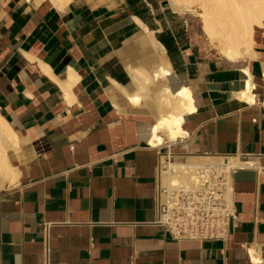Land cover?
<instances>
[{
  "label": "crops",
  "instance_id": "obj_1",
  "mask_svg": "<svg viewBox=\"0 0 264 264\" xmlns=\"http://www.w3.org/2000/svg\"><path fill=\"white\" fill-rule=\"evenodd\" d=\"M134 12L130 0H0V113L30 164L25 183L0 190V264H253L249 249L264 250V102L237 100L244 72L194 42L160 40L172 86L194 85L199 105L177 145L254 164L232 174L228 238L180 239L156 224L160 157L140 132L147 108L118 113L112 99L123 100L112 79L129 86L127 66L154 61Z\"/></svg>",
  "mask_w": 264,
  "mask_h": 264
},
{
  "label": "bare ground",
  "instance_id": "obj_2",
  "mask_svg": "<svg viewBox=\"0 0 264 264\" xmlns=\"http://www.w3.org/2000/svg\"><path fill=\"white\" fill-rule=\"evenodd\" d=\"M62 7L67 0H47ZM172 9L179 13L191 11L199 18L202 33L217 55L224 58L229 66L239 68L246 78L244 86L235 92L237 100L244 104L264 102V82L259 91V76L264 81V0H168ZM149 5L151 3L149 2ZM198 17V18H197ZM133 19L142 30L140 40L143 46L150 45L154 51L151 68L143 65H128L131 78L129 86L112 79L123 100L113 96L118 113L128 112V106L147 108V123L141 125L145 145L160 157V188L163 202L173 191L201 189V171L210 166L233 167L253 165L250 157L241 155L211 156L190 152V144L179 147L180 140L191 134L189 119L199 110L194 85L182 83L178 87L171 84L178 78L174 69L173 55L157 38L156 31L138 15ZM187 54L190 50H184ZM30 170L18 132L0 113V190L18 186L26 182ZM230 184L231 175L226 174ZM167 189L168 194L162 191ZM229 195V192H228ZM229 205L233 206L231 193ZM253 264H264V250L253 246L249 249Z\"/></svg>",
  "mask_w": 264,
  "mask_h": 264
},
{
  "label": "built area",
  "instance_id": "obj_3",
  "mask_svg": "<svg viewBox=\"0 0 264 264\" xmlns=\"http://www.w3.org/2000/svg\"><path fill=\"white\" fill-rule=\"evenodd\" d=\"M243 166L227 170L226 165L210 166L201 171L203 188L173 191L163 202L159 195V214L156 224L174 237L194 240H221L231 234L237 211L229 205L233 201L232 174ZM226 174L231 175L230 184ZM166 194L167 189H162ZM229 192V195H228ZM234 203V202H233Z\"/></svg>",
  "mask_w": 264,
  "mask_h": 264
},
{
  "label": "rangeland",
  "instance_id": "obj_4",
  "mask_svg": "<svg viewBox=\"0 0 264 264\" xmlns=\"http://www.w3.org/2000/svg\"><path fill=\"white\" fill-rule=\"evenodd\" d=\"M130 2L133 9L137 11L134 13L148 21L147 23L156 31L159 40L164 39L171 45L183 43L185 46L193 45L194 42L197 51L200 47L207 55L217 54L205 39L199 18H194L197 14L191 11L176 12L168 0H130ZM153 55L155 56L154 53Z\"/></svg>",
  "mask_w": 264,
  "mask_h": 264
}]
</instances>
